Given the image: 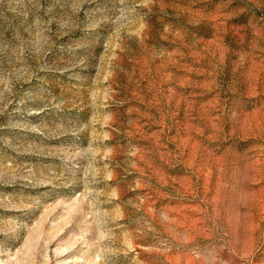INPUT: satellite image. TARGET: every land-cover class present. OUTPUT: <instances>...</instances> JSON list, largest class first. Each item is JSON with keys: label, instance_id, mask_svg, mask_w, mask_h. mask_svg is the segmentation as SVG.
<instances>
[{"label": "rangeland", "instance_id": "obj_1", "mask_svg": "<svg viewBox=\"0 0 264 264\" xmlns=\"http://www.w3.org/2000/svg\"><path fill=\"white\" fill-rule=\"evenodd\" d=\"M0 264H264V0H0Z\"/></svg>", "mask_w": 264, "mask_h": 264}]
</instances>
